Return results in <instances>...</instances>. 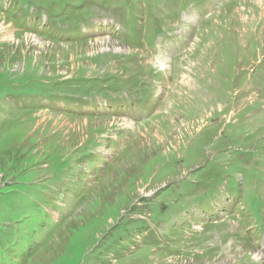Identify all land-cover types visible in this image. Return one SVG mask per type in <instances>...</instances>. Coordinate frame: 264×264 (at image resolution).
Segmentation results:
<instances>
[{
	"label": "rangeland",
	"instance_id": "obj_1",
	"mask_svg": "<svg viewBox=\"0 0 264 264\" xmlns=\"http://www.w3.org/2000/svg\"><path fill=\"white\" fill-rule=\"evenodd\" d=\"M161 5L0 0V264L264 255V0Z\"/></svg>",
	"mask_w": 264,
	"mask_h": 264
},
{
	"label": "bare ground",
	"instance_id": "obj_2",
	"mask_svg": "<svg viewBox=\"0 0 264 264\" xmlns=\"http://www.w3.org/2000/svg\"><path fill=\"white\" fill-rule=\"evenodd\" d=\"M150 0H148L149 2ZM133 2V0H132ZM141 2V1H140ZM124 3V2H123ZM128 3V2H127ZM137 5L138 3L135 2ZM154 3V2H153ZM147 5V4H146ZM177 5H180V0H162V5H161V8H164V9H172L174 7H176ZM263 13V12H262ZM261 15V14H260ZM263 16V15H262ZM239 21V20H238ZM249 21V20H248ZM262 29V28H261ZM99 40L96 41V43H99L98 42ZM253 236V235H252ZM252 255V253H251ZM264 259V255L261 254L260 252H257V254H253V260L252 262H249L250 264H253L255 263V261H262ZM244 263H247V262H244Z\"/></svg>",
	"mask_w": 264,
	"mask_h": 264
}]
</instances>
